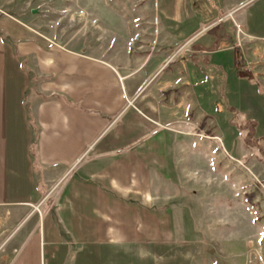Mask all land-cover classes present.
Returning a JSON list of instances; mask_svg holds the SVG:
<instances>
[{"label":"crops","instance_id":"0c3cea01","mask_svg":"<svg viewBox=\"0 0 264 264\" xmlns=\"http://www.w3.org/2000/svg\"><path fill=\"white\" fill-rule=\"evenodd\" d=\"M190 1L151 0L159 19L134 25L126 57L40 41L23 25L26 31L8 33L0 21V264H86L97 255L175 243L169 207L177 147L169 143L182 134L175 115L183 105L213 111V77L199 72L197 57L219 68L215 56L229 50L191 44L213 27L226 41L224 24L231 22L224 82L232 109H239L233 97L248 76L234 72L233 49L249 74L264 76V0H221L208 22ZM235 28L244 34L239 45ZM258 109L239 117L252 120L247 126L264 122V106L262 114ZM252 163L243 171L264 187V167ZM233 180L225 219L238 206L264 244V204Z\"/></svg>","mask_w":264,"mask_h":264},{"label":"rangeland","instance_id":"374dc122","mask_svg":"<svg viewBox=\"0 0 264 264\" xmlns=\"http://www.w3.org/2000/svg\"><path fill=\"white\" fill-rule=\"evenodd\" d=\"M220 1L190 2L199 19L208 22L218 16L215 5ZM151 7V0H0V21L5 22L8 33L26 31L23 28L26 26L40 41H69L68 48H94L98 55L126 57L133 49L128 42L134 25L159 19L160 15L153 14ZM167 19L174 24L173 19ZM230 23L224 24L227 30L223 32L230 36L226 41H220L221 28L213 27L197 35L191 44L206 49L220 44L221 48L229 50L215 56L221 62L219 68L210 64V58L205 63L202 56L197 57L199 72L213 77V81H209L213 111L206 113L202 108L205 104L195 111L183 105L175 115L177 130L182 133L177 134L176 142L169 143L173 149L177 147L176 199L169 207L175 218V243L146 247L144 251L130 250L125 254L97 255L86 264H264L263 239L258 238L238 206L230 207L229 222L225 219L227 208L223 206L229 203L236 187L235 176L245 192L256 194L264 204V187L255 183L250 172L243 171V165L252 167L254 158L264 167V122L253 121L256 125L247 126L245 124L252 120L239 117L241 113L251 115L255 105L262 114L264 76L249 74L248 65L239 70L248 76L242 77L240 91L233 97L235 102L239 96V109H232L234 103L230 95L226 98L224 82L234 43ZM234 143L239 146L240 156L231 148ZM236 159L239 164L235 163ZM254 165L255 169L260 166L259 162ZM38 189L42 193L47 190L41 181Z\"/></svg>","mask_w":264,"mask_h":264},{"label":"trees","instance_id":"16d2710c","mask_svg":"<svg viewBox=\"0 0 264 264\" xmlns=\"http://www.w3.org/2000/svg\"><path fill=\"white\" fill-rule=\"evenodd\" d=\"M233 63L235 73L238 74L239 70L244 66V62L240 59V53L238 49H233Z\"/></svg>","mask_w":264,"mask_h":264},{"label":"built area","instance_id":"2783aa9c","mask_svg":"<svg viewBox=\"0 0 264 264\" xmlns=\"http://www.w3.org/2000/svg\"><path fill=\"white\" fill-rule=\"evenodd\" d=\"M235 33H236V39H237V43H238V45H239V42H240V36H244V34L239 30V29H237L236 28V31H235ZM246 70V69H245Z\"/></svg>","mask_w":264,"mask_h":264}]
</instances>
